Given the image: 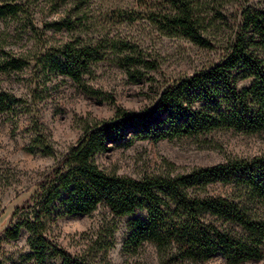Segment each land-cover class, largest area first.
Wrapping results in <instances>:
<instances>
[{"label": "rangeland", "instance_id": "obj_1", "mask_svg": "<svg viewBox=\"0 0 264 264\" xmlns=\"http://www.w3.org/2000/svg\"><path fill=\"white\" fill-rule=\"evenodd\" d=\"M206 41L199 45L167 28L164 0H0L17 3L16 16L0 19V48L21 57L20 69L0 72V92L21 103L0 112V233L18 222L12 212L75 145L84 126L112 119L118 109L149 108L160 91L207 69L226 54L245 10L264 11V0H189ZM86 49L92 61L78 81L56 64L62 47ZM249 85L241 81L239 88ZM46 140L51 155L41 153ZM264 154V131L245 134L216 130L178 140L125 136L97 157L98 167L133 179L178 174L231 158ZM213 196L228 188L214 185ZM129 217H114L102 205L89 215L66 216L50 224L48 241L88 264H226L222 256L180 261L152 243L129 242ZM23 228L16 240L0 239V264H61L46 253L36 261ZM243 264H264L251 260Z\"/></svg>", "mask_w": 264, "mask_h": 264}, {"label": "trees", "instance_id": "obj_2", "mask_svg": "<svg viewBox=\"0 0 264 264\" xmlns=\"http://www.w3.org/2000/svg\"><path fill=\"white\" fill-rule=\"evenodd\" d=\"M164 25L192 42L205 45L200 23L189 0H164ZM17 3L0 4V19L16 16ZM92 61L86 49L65 44L56 60L62 72L78 81ZM25 62L0 48V72ZM241 81L249 85L239 88ZM21 103L0 92V112ZM216 130L245 134L264 131V11L245 10L226 54L216 64L165 86L149 108L136 113L118 109L108 121L87 124L75 145L35 185V192L17 206L18 222L0 233L16 240L25 228L36 261L51 253L61 264H88L50 243L48 226L66 216L89 215L99 206L114 217L143 212L129 223V242L152 243L177 260L201 262L222 256L226 264L264 258V154L231 158L185 173L133 179L101 170L97 157L127 134L152 140H178ZM41 153L51 155L46 140ZM221 185L229 193L213 196Z\"/></svg>", "mask_w": 264, "mask_h": 264}]
</instances>
